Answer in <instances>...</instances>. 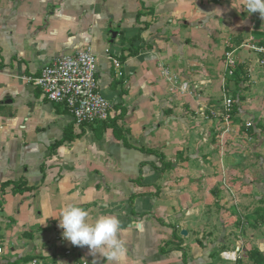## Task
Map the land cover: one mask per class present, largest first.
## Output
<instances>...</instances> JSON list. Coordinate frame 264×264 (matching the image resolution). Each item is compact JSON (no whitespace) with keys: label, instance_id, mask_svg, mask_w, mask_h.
<instances>
[{"label":"crops","instance_id":"1","mask_svg":"<svg viewBox=\"0 0 264 264\" xmlns=\"http://www.w3.org/2000/svg\"><path fill=\"white\" fill-rule=\"evenodd\" d=\"M245 9L243 0H0V249L16 258L9 264L27 257L42 264L36 256L47 264H107L63 238L60 212L69 204L89 211L90 223L118 217L124 264H255L248 252L264 255V247H194L190 229L182 238L184 217L173 214L176 201L163 200L170 179L147 151L169 163L184 149L190 134L184 108L203 105L212 93L223 97L224 51L247 68L236 54L251 35L239 31L253 17ZM87 48L98 57L100 91L112 110L109 122L78 128L64 105L27 79ZM109 57L122 62V76ZM66 133L71 140L51 154ZM21 178L39 188L1 190Z\"/></svg>","mask_w":264,"mask_h":264},{"label":"rangeland","instance_id":"2","mask_svg":"<svg viewBox=\"0 0 264 264\" xmlns=\"http://www.w3.org/2000/svg\"><path fill=\"white\" fill-rule=\"evenodd\" d=\"M247 12L246 8L244 13ZM250 14H253L250 23L243 19L246 27L239 31L250 32L248 43L264 42V19L259 13ZM235 33L238 32L235 30ZM261 33L263 35L259 37ZM229 53L223 52L218 69L222 73V84L226 86L223 92L234 101L230 127L210 112L220 109L223 97L218 93L203 97L204 92H200L204 104L196 108L187 104L184 108L186 124L190 128L185 147L176 151L173 162H169L175 166L173 164L165 171L170 179L169 186L165 187L170 197L163 200L176 201L172 205L173 214L184 217L182 222L188 226L184 230L193 232L194 247H264V70L255 56L242 48L236 54H243L248 81L227 76ZM181 91L188 92V89L182 86ZM209 105L213 107L207 108ZM197 126L200 132L196 130L192 135ZM30 234L26 236L32 237ZM175 237L187 239L189 234L181 238L176 232ZM15 259L9 248L0 249V264L12 263ZM24 259L20 260L21 264H25ZM35 259L47 264L44 257L36 256ZM32 260L26 264L36 262Z\"/></svg>","mask_w":264,"mask_h":264},{"label":"built area","instance_id":"3","mask_svg":"<svg viewBox=\"0 0 264 264\" xmlns=\"http://www.w3.org/2000/svg\"><path fill=\"white\" fill-rule=\"evenodd\" d=\"M242 48L256 55L259 67L264 70V42L247 43ZM109 61L122 76V62L114 57H109ZM237 66L234 52L229 53L226 59L227 76H234ZM98 71V57L92 48H87L74 55L57 58L52 65L46 66L38 77L29 78L27 81L40 90L48 101L64 105L73 118L74 125L79 128L107 123L110 120L112 105L100 91ZM222 89L226 91L224 83ZM224 93L220 109L210 112L230 127L234 116V101ZM224 255L228 260L236 261L234 255Z\"/></svg>","mask_w":264,"mask_h":264},{"label":"clouds","instance_id":"4","mask_svg":"<svg viewBox=\"0 0 264 264\" xmlns=\"http://www.w3.org/2000/svg\"><path fill=\"white\" fill-rule=\"evenodd\" d=\"M250 13H259L264 19V0H243ZM89 211L83 207L69 204L64 207L59 226L64 229L63 238L74 246L90 249V254L99 253L107 264H124L127 247L121 238V221L116 215H101L90 223Z\"/></svg>","mask_w":264,"mask_h":264},{"label":"trees","instance_id":"5","mask_svg":"<svg viewBox=\"0 0 264 264\" xmlns=\"http://www.w3.org/2000/svg\"><path fill=\"white\" fill-rule=\"evenodd\" d=\"M142 14H138V18L141 17ZM139 37H135L134 39H131V42H136V40H138ZM234 77L236 79H239L241 82H247L248 81V76L246 75L245 71H244V66L241 64H238L235 73H234ZM235 108V107H234ZM110 128L113 130L115 137L120 140L123 141L126 145H128V143L126 142L125 136L121 135V129H119L116 125H111ZM67 140H71V138L69 137V133L65 134V137L58 143H56L55 145H53L51 147V154H54L57 149L62 146L64 144L65 141ZM150 153H153L154 155L158 156L160 158V162L162 163V173H164L167 168L169 167H173V164L170 163H166L165 162V157L163 154H160L154 150H147ZM2 190L5 188H10L12 187V191L14 195L17 194H23L26 192H32L36 189L39 188V185H33V186H29V182L26 178H21L18 181H9L6 182L4 184H2ZM264 220V218H263ZM251 254V259L255 262V264H264V255L259 251V250H251L250 251ZM32 260L31 257H27L24 259V263H29ZM15 264H19L18 262H16Z\"/></svg>","mask_w":264,"mask_h":264},{"label":"water","instance_id":"6","mask_svg":"<svg viewBox=\"0 0 264 264\" xmlns=\"http://www.w3.org/2000/svg\"><path fill=\"white\" fill-rule=\"evenodd\" d=\"M113 41H112V43L114 42V40L117 38V33H113ZM188 231L187 230H182V232H181V235L182 236H184V237H187L188 236ZM51 262V261H50Z\"/></svg>","mask_w":264,"mask_h":264}]
</instances>
